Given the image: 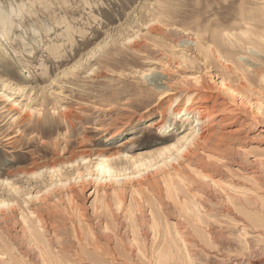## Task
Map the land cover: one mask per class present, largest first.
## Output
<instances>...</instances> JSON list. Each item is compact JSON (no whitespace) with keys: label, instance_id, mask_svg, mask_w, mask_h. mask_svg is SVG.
Returning a JSON list of instances; mask_svg holds the SVG:
<instances>
[{"label":"rangeland","instance_id":"rangeland-1","mask_svg":"<svg viewBox=\"0 0 264 264\" xmlns=\"http://www.w3.org/2000/svg\"><path fill=\"white\" fill-rule=\"evenodd\" d=\"M198 93L215 114L186 160L174 109ZM64 149L85 157L60 177L16 174ZM4 203L0 264L33 263L34 231L69 264H264V0H0Z\"/></svg>","mask_w":264,"mask_h":264},{"label":"bare ground","instance_id":"bare-ground-1","mask_svg":"<svg viewBox=\"0 0 264 264\" xmlns=\"http://www.w3.org/2000/svg\"><path fill=\"white\" fill-rule=\"evenodd\" d=\"M7 39V38H6ZM202 94L201 93H198L197 95H196V97L193 99V96L191 97L190 95L188 96V98L185 100V102L183 103V104H179V106H177L175 109H174V113H175V115H176V117H179V118H182L183 119V121H186V122H188L189 120H190V116L193 114L194 116H195V126L194 127H192V132H190L189 134H188V136L186 135L183 139H184V142H185V145H181L180 147H181V149H179L178 147L176 148L177 149V152L178 153H176L177 155H180V157L182 158V159H189L190 158V156H191V154H192V152H193V150H194V148H197L200 144H202L203 142H206V141H209V135H210V133H209V123L211 122V120H212V118H213V116H214V112L213 111H211L210 110V108H209V100L211 99L210 97H209V95L208 94H206L205 95V99H206V101H204V100H199L202 96H201ZM204 96V95H203ZM212 96V95H211ZM198 97V99H196ZM54 113V112H53ZM75 118V116L74 115H72L71 113H69V112H67V113H65V112H63V113H60L59 114V119L61 120V124H62V126H64L66 129H69V128H73L75 125L73 124V122H74V119ZM76 119V118H75ZM62 126H59V127H57V129H56V131L57 130H59ZM165 122L163 121V120H159L157 123H155L152 127H154V128H157V130H159V129H161V130H163L164 128H165ZM75 128V127H74ZM39 129H40V127L38 126V128L36 129L38 132H39ZM68 131V130H67ZM54 132L55 131H53V132H50L49 134H51V135H53L54 134ZM39 134H40V136H41V138H43V137H45L47 134H44V133H41V132H39ZM48 134V135H49ZM59 134V133H58ZM47 135V136H48ZM58 138H59V136H58ZM65 138V137H64ZM68 138V137H67ZM182 139V140H183ZM127 140V139H126ZM125 140V141H126ZM136 140V137H134V136H131L130 137V140H127V142H125L124 144H126V145H129V144H131L132 142H134ZM60 141V140H59ZM55 144V147L57 148V145H56V143H57V141L56 142H54ZM71 143L72 142H67L66 143V147H65V149H69V146L71 145ZM181 143V142H180ZM183 143V142H182ZM123 145V144H122ZM122 145H120L119 147H122ZM179 145V144H178ZM177 145H173V147H171V148H164L165 150H161L160 152H158V154L159 155H161V156H167V153H169V152H171L173 149H175V147H176ZM54 149V148H53ZM63 150L61 153H58V154H56V158L54 159V160H52V162L51 163H47V161L46 162H39V163H33L31 166H29V167H26V168H23L21 171H19V172H16V174H23V175H25V176H29V177H32V179H33V177H36L37 175H38V170L39 169H46V170H49L51 173H52V175H51V177L53 178H56L57 177V175H58V177H60V175L61 174H63V172L61 173V171H62V168L64 167V166H66V165H70V164H72L73 165V163H75V162H78V159L79 158H81V159H84L83 157H85V155L84 154H82V155H79L78 153H76V152H67V150ZM57 150V149H56ZM157 151V149H148V150H146V152H145V154H144V157H143V161H146L147 162V160L148 159H150V160H148V162H151V160H152V158L153 157H155L156 156V154H154L155 152ZM57 152V151H56ZM59 152V151H58ZM157 154V155H158ZM66 155H68L67 157H66ZM101 155V154H100ZM120 155H122V152H120V151H118V152H116L114 155H112V156H109V157H107L106 155H101L100 157H102V159H100L101 161H100V163L98 164V167L100 168V169H103V170H106L107 172H111L112 171V167H111V165H112V162H113V159H115V158H119V157H121ZM193 155V154H192ZM168 157V156H167ZM166 157V158H167ZM175 158V157H174ZM129 159V158H128ZM157 159V158H156ZM171 159H173V158H171V157H169V160H170V162H171ZM154 160L155 159H153V162H154ZM174 160H177V158L176 159H174ZM164 161V160H163ZM173 161V160H172ZM178 161V160H177ZM38 162V161H37ZM167 162L168 163H170L169 161H168V159H167ZM166 163V161H164L163 163H162V165L161 166H158L157 165V169H159V168H163V167H165V165H167V164H165ZM72 165L71 166H68L69 168L70 167H72ZM171 165V164H170ZM73 169V168H72ZM45 170V171H46ZM66 170V169H65ZM63 171H64V169H63ZM40 172V171H39ZM59 172L61 173L60 175H59ZM69 172H71V171H69ZM66 173H67V171H66ZM65 173V174H66ZM56 174V175H55ZM69 174V173H68ZM15 176V175H14ZM56 176V177H55ZM66 176V175H65ZM64 177V176H63ZM67 177V176H66ZM51 178V179H52ZM61 178H62V176H61ZM35 179V178H34ZM13 180V179H12ZM67 181V180H66ZM4 182V181H3ZM67 183H68V181H67ZM57 184L58 183H54L53 185H54V187L56 188L57 187ZM7 185V184H6ZM12 185H14V184H12L11 183V187H12ZM59 185V184H58ZM63 185L64 186H67L66 185V183H63L62 182V180H61V182H60V185L59 186H61V187H63ZM55 188H53L52 190H54ZM11 189V188H10ZM62 189L63 188H61V192H62ZM73 190V189H72ZM59 191V190H58ZM60 192V191H59ZM45 193V192H44ZM43 193V194H44ZM47 194H49V191L48 192H46ZM73 193V192H72ZM47 194H46V196H47ZM94 194H96V189L94 190ZM43 196V195H42ZM38 197H40V196H38ZM44 200L47 198V197H45V195H44ZM49 198V197H48ZM57 199V198H56ZM38 200V199H37ZM44 200H42L41 199V201L40 202H42L43 204H45L46 205V202H44ZM46 201V200H45ZM59 201V200H58ZM38 202V201H37ZM4 206H5V203L4 204H2L1 206H0V212H1V217L2 218H4V217H6V214H7V212H4V210H3V208H4ZM8 206H10V208H9V212L8 213H17L18 211H19V213L22 211L20 208H16L15 206H16V204L15 205H8ZM18 206V205H17ZM26 207H27V205H26ZM33 211H35L36 213H39V210H37L36 208H34V210ZM41 212V211H40ZM22 213V212H21ZM30 213V212H29ZM46 214V213H45ZM19 216H21V215H19ZM50 216V215H49ZM84 216V215H83ZM43 218V216H40L39 215V219L40 218ZM82 217V216H81ZM22 218V217H21ZM84 218V217H83ZM23 219V218H22ZM79 219V218H78ZM25 220V219H24ZM23 221V220H22ZM26 221V220H25ZM24 222V221H23ZM26 224H27V221H26ZM41 224V223H40ZM50 225V224H49ZM39 226V225H38ZM28 228V227H27ZM37 231H39V230H37ZM28 232H30V231H28ZM39 233V232H38ZM36 231H34V232H31V233H29L28 234V236H27V242H29V245L31 246V244H33L34 245V248H28L27 250H26V253L25 254H23L24 255V258L25 257H27L29 260H34V262L32 263L31 261V264H34L35 262H38V264H69V261L68 260H65V259H63L61 256H59V254H57V255H55V256H53V253L55 254L56 252L54 251V252H52L51 251V249H50V247H48L49 246V244H48V246H46L45 244L46 243H42L41 242V240H40V238H39V234H38ZM16 237V236H15ZM43 239V238H42ZM15 242V241H14ZM21 242H23L22 240H21ZM5 245V244H4ZM19 245V244H18ZM51 245V244H50ZM80 245V244H79ZM23 246V245H22ZM5 247V246H4ZM26 248V247H25ZM7 248H5V250H6ZM82 249V248H81ZM9 250V249H8ZM8 250H6V251H8ZM64 251V250H63ZM67 251V250H66ZM14 252V251H13ZM17 252H18V250H17ZM22 252V251H21ZM25 252V251H24ZM59 252H61V251H59ZM69 252V251H68ZM77 252V251H76ZM11 253V255H13L12 254V252H10ZM65 253V252H64ZM7 254V253H6ZM8 255V254H7ZM35 257H36V260H35ZM10 259H11V257H9ZM22 259H23V257H21ZM74 258V257H73ZM15 259V258H14ZM165 259V258H164ZM16 260V259H15ZM13 261V260H12ZM81 261V260H80ZM27 262H28V260L27 261H24V260H20V261H18V260H16V262L14 263V264H27ZM3 263H6V260H4L3 261ZM71 263V262H70ZM160 263V262H159ZM163 264H168V260H167V257H166V259L163 261Z\"/></svg>","mask_w":264,"mask_h":264}]
</instances>
